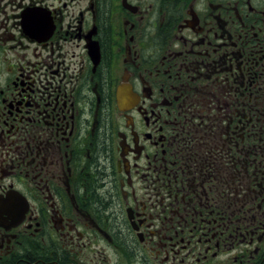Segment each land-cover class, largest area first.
I'll return each mask as SVG.
<instances>
[{"label":"flooded vegetation","instance_id":"af4514ba","mask_svg":"<svg viewBox=\"0 0 264 264\" xmlns=\"http://www.w3.org/2000/svg\"><path fill=\"white\" fill-rule=\"evenodd\" d=\"M0 264H264V0H0Z\"/></svg>","mask_w":264,"mask_h":264},{"label":"trees","instance_id":"16d2710c","mask_svg":"<svg viewBox=\"0 0 264 264\" xmlns=\"http://www.w3.org/2000/svg\"><path fill=\"white\" fill-rule=\"evenodd\" d=\"M100 137H101V141L99 142V144L102 145V141H103L104 137H103V136H100ZM99 154H100L101 156H104V150H103V149H99ZM104 157H105V156H104Z\"/></svg>","mask_w":264,"mask_h":264}]
</instances>
